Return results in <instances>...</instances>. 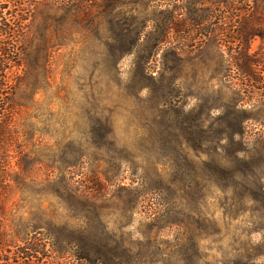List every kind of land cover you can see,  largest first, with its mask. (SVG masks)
I'll use <instances>...</instances> for the list:
<instances>
[{
    "label": "rangeland",
    "instance_id": "rangeland-1",
    "mask_svg": "<svg viewBox=\"0 0 264 264\" xmlns=\"http://www.w3.org/2000/svg\"><path fill=\"white\" fill-rule=\"evenodd\" d=\"M132 1L99 0L82 14L32 7L31 33L14 69L20 83L13 105L25 126L19 140L33 146L22 168L34 160L50 175L46 184L41 173L35 176L28 211L50 235L51 261L243 264L250 258L264 264V211L247 202L230 209L226 188L233 153L222 115L235 96L213 71L221 72L223 63L215 62L228 56L206 43L201 52L170 56L166 65L162 47L153 49L151 22L131 53L109 54L116 34L139 28L144 17L159 25L171 10L179 22L193 15L188 0H155L148 9ZM198 38L173 42L193 48ZM259 46L253 38L250 52ZM257 130L264 131V119L246 122L240 154L252 189L264 186ZM242 192L237 186L235 194ZM26 197L17 201L15 217L22 216L24 229ZM60 253L64 260L55 259Z\"/></svg>",
    "mask_w": 264,
    "mask_h": 264
},
{
    "label": "trees",
    "instance_id": "trees-1",
    "mask_svg": "<svg viewBox=\"0 0 264 264\" xmlns=\"http://www.w3.org/2000/svg\"><path fill=\"white\" fill-rule=\"evenodd\" d=\"M97 1L99 0H0V264H71L70 261H51L54 258V249L50 235L40 231L37 224H33L34 214L28 211L31 207L29 195L35 176L41 173L44 177L42 183L46 184L50 175L45 174L47 167L43 168V174L41 169L37 170L34 160L29 168L21 166L20 162L24 157L30 158L33 146L27 142L23 144L18 136V130L22 131L25 126L18 123L20 111L13 105V97L20 83V76L14 69L31 33L33 5L51 4L63 9L73 7L82 14V10L89 13ZM154 1L133 0L132 3L148 9ZM187 4L186 8L190 5L193 8V15L188 21L186 19L179 22L173 10L164 14L159 25L155 17H144L143 22L138 23L139 28L117 33V46H108L106 50L109 54H119L121 57L131 53L151 22V31L148 34L156 36L153 49L157 51L162 47L166 65L170 56L180 58L181 53L190 55L194 50L201 52V44L206 43L212 44L220 52L221 58L223 55L228 56L219 65L215 62L218 67L223 63V70L220 72L213 69V73L215 77L219 76L220 86L235 96L233 104L223 108L222 115L227 117L229 135L227 134L226 141L233 153L226 172V177L229 178L226 188L233 197L230 209L235 204L247 202L251 204L252 210L264 211V186L255 183L252 189L245 184L240 155L244 152L242 146L246 122L259 124L264 119V0H188ZM192 36H196V39L199 37L197 42L200 43L193 48L185 47L184 43L179 45L178 42H173V37L175 40L183 38L185 42L190 41ZM253 38L260 40V46L257 51L251 53L249 42ZM143 78L148 80L149 77L143 75ZM246 105L250 107L249 111L246 110ZM256 133L259 136L254 140L261 141L263 138L264 141V131L257 130L254 135ZM224 134L226 135V132ZM218 140L220 142L222 138L219 137ZM13 161L16 162L15 166ZM234 180H239L240 183ZM237 186L243 189L241 194H235ZM23 194H27L24 208L29 219L25 229L20 224L22 216L15 219L17 201L20 204ZM55 259L64 260L65 257L60 253ZM245 259L243 264H255L253 259ZM74 262L91 264L89 261ZM101 264L106 263L102 261Z\"/></svg>",
    "mask_w": 264,
    "mask_h": 264
}]
</instances>
